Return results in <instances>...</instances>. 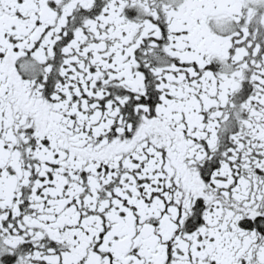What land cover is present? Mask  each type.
Masks as SVG:
<instances>
[{"label": "snow or ice", "instance_id": "obj_1", "mask_svg": "<svg viewBox=\"0 0 264 264\" xmlns=\"http://www.w3.org/2000/svg\"><path fill=\"white\" fill-rule=\"evenodd\" d=\"M0 264H264V0H0Z\"/></svg>", "mask_w": 264, "mask_h": 264}]
</instances>
